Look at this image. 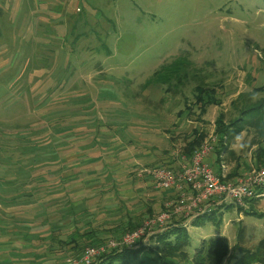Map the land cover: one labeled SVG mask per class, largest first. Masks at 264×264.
I'll return each instance as SVG.
<instances>
[{"label": "rangeland", "instance_id": "obj_1", "mask_svg": "<svg viewBox=\"0 0 264 264\" xmlns=\"http://www.w3.org/2000/svg\"><path fill=\"white\" fill-rule=\"evenodd\" d=\"M160 69L178 78L146 85ZM200 82L220 85L221 100L201 124L185 117ZM240 94L264 101V0H0V264H67L46 249L51 227L69 240L74 225L98 224L103 234L146 205L158 214L172 199L139 181L137 169L164 164L161 152L180 151L196 124L216 136L220 114L228 124L245 107L232 102ZM254 112L264 125V102ZM241 116L235 126L245 131L230 132L235 158L225 161L232 170L240 157L245 172L261 165L256 132ZM96 157L102 162H89ZM257 203L227 210L219 226L205 218L189 227V252L220 235L256 246L264 198ZM183 214L190 226L194 214ZM11 231L18 236L2 235ZM158 231L145 233L147 248ZM129 264L160 261L148 252Z\"/></svg>", "mask_w": 264, "mask_h": 264}, {"label": "trees", "instance_id": "obj_2", "mask_svg": "<svg viewBox=\"0 0 264 264\" xmlns=\"http://www.w3.org/2000/svg\"><path fill=\"white\" fill-rule=\"evenodd\" d=\"M162 69L155 72L149 80H146V85H148V83H153L151 80L153 77V81L156 82L154 84L161 86H164L166 83L170 84L171 81L174 80L175 76L178 78L177 72L171 71L170 75H166L163 73ZM188 75L184 74V80L186 77V80H188ZM177 82L180 83V79H178ZM219 87L220 85L217 87H210L203 82L197 84L194 87L195 99L187 104L185 117L188 119L191 118V121L201 124L203 121L202 119H204V115L207 113L208 107L221 104V100L218 96ZM164 91L167 93L176 92V88H171L169 85V87L164 89ZM236 100H238L237 102L244 100L242 105L245 106L242 110H240V114H238V116L232 118L228 124L225 123L223 114H220L217 118L214 131L217 141L212 155L213 163H215L213 166L217 167L222 160L224 161L228 152L230 159L235 158V152L229 149L228 144L230 132H232L231 137H237L245 131L244 127H241L240 125L235 126V124L242 119L241 115L245 114L250 116H248L246 124L252 126L251 130L256 132L255 137H258L256 138L257 140H255L258 145L254 154L257 160L255 161L261 166L255 165V167L257 169L264 168V125L261 120L262 116L259 115V113L253 114L255 113V110L261 108L264 101L258 99L255 103H252L251 99L245 98L244 95L241 94L234 101H232L233 104H236ZM185 102H188V100H185ZM178 115H183V112H180ZM208 138L209 134L201 128L199 124H196L190 134L183 135V144L180 149V154L184 155L188 159L192 158L194 153ZM170 151L171 150H167L165 153L168 154ZM168 159L169 160L163 162L164 164H161V166L177 170L178 163L175 162L176 158L171 155ZM240 160L242 159L239 157L236 161L237 164L234 168H232L231 173L228 175L229 179H233L234 176L238 175V172L243 167L242 164L245 165L243 162L241 163ZM31 168L34 169L33 167ZM141 180L150 181L151 187L153 186L150 178H142ZM26 187L27 185L22 186V188ZM258 191H264V186L259 188ZM161 192L162 195L171 198L172 200L177 197V195H172L170 192ZM253 200L255 199H252L249 202H253ZM231 204L233 203H223L210 211L194 216L190 226L187 225L186 216L184 217V214H172L171 219L166 223L165 230H159V232L156 229L158 231L157 234L149 237L150 242H152L153 239L157 241V246H155V248H147L145 246L146 244L142 242L144 236L139 239L134 246H128L121 242L126 233L135 231V229L137 230L138 227L142 226V222L145 218L152 219L164 211L172 212L173 207H167L165 201L163 204H160V212L158 214L154 213L152 204L146 205L147 209L141 215H136V217L133 218L129 217L128 219H124L121 223H115V225H117L115 227L110 225L108 227L104 226L105 233L103 234L99 233V228L96 227L98 224H90L91 229L84 230L83 232H80V229L74 225V230L68 234L70 239L66 240L61 239L57 230H54L53 227H51L52 232L49 234L50 243L48 244L49 247L46 249H50V251L53 252L52 259H55L56 261L63 260L67 258L66 256H68L69 258L66 259L67 264H73V261H77V264H84L81 259L83 258L87 248L99 247L106 244L112 238H115L114 240L119 242L118 247L110 249L106 253L95 257L90 264H129L131 259L132 261L138 259L143 253L148 252L156 253L160 264H264V238L261 239L256 246L248 249L241 247L239 245L240 241L232 246L229 238L224 235L214 236L208 239L202 237L200 238L199 244L194 248V251L189 252L188 248L192 244L189 227L202 226L205 218L211 221L214 225L219 226L224 213L232 208ZM70 208V212L76 213L73 207ZM239 210L241 211L243 209L239 207ZM14 227L15 226H13V228ZM2 235L18 236V234H15L13 231L2 233ZM240 237L241 236L239 235V239ZM54 243L57 244L54 246ZM59 263L61 262H58V264Z\"/></svg>", "mask_w": 264, "mask_h": 264}, {"label": "built area", "instance_id": "obj_3", "mask_svg": "<svg viewBox=\"0 0 264 264\" xmlns=\"http://www.w3.org/2000/svg\"><path fill=\"white\" fill-rule=\"evenodd\" d=\"M216 141V136L211 135L190 159L180 152H173L172 156L179 160L177 170L161 165L143 166L138 170L139 176L150 178L155 189L170 192L177 197L166 202L167 207H173L172 212L164 211L147 220L137 230L126 233L121 243L134 246L147 231L165 229L172 214L192 213L197 216L223 203H233L236 207L246 209L250 200L264 198V191H258L264 186V168L253 167L235 179H229L226 162L222 160L214 168L210 159ZM118 245L119 242L111 239L99 247H89L81 260L84 264H90L95 257ZM77 263L73 261V264Z\"/></svg>", "mask_w": 264, "mask_h": 264}, {"label": "crops", "instance_id": "obj_4", "mask_svg": "<svg viewBox=\"0 0 264 264\" xmlns=\"http://www.w3.org/2000/svg\"><path fill=\"white\" fill-rule=\"evenodd\" d=\"M181 121H182V123H184V119L181 118V119L179 120V122L176 123V125H177V124L179 125ZM190 132H191V131H190ZM210 136H211V135H210ZM210 136H209V137H210ZM178 152H180V151L178 150ZM91 153H98V152H97V151H92ZM171 153H172V152H170L169 154L165 153V151L161 152V155L164 154V155L167 156V159L164 160V162H166V161L169 160L168 158L171 156ZM164 155H163V156H164ZM166 156H164V157H166ZM175 158H176V157H175ZM96 161L102 162V161L100 160V158H98V157L89 160V162H96ZM224 161H225V159H224ZM158 162L160 163V161H155V162H153V163L151 162V163H145V164H143V165L141 164L142 166H140V167H143V166H154V165L157 164ZM225 162H226V164H228V167H229V163H228L227 161H225ZM177 163H178V162H177ZM213 165H214V164H213ZM140 167H139V168H140ZM213 167L216 168L215 166H213ZM178 168H179V167H178ZM245 169H247V168L242 167V169H240V171L238 172V173H239L238 175H240V173L243 172ZM137 172H138V169H137ZM229 173H231L230 167H229ZM238 175L234 176L233 179H235ZM145 178H147V177H143V179H145ZM140 179H141V178H138L139 181H142V180H140ZM143 181H145V180H143ZM147 182L149 183V184L147 183V185H150V181H147ZM258 200H259V199H255V200H253V202L251 201L250 204H251L252 206H258V205H259V204L257 203ZM251 205H250V206H251ZM231 206L234 207V208H238V207H236V205H234V204H231ZM229 210H230V209H229ZM237 210H238V209H237ZM263 213H264V212H263Z\"/></svg>", "mask_w": 264, "mask_h": 264}]
</instances>
